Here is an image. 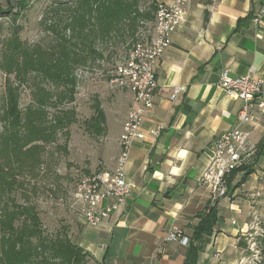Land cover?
Returning a JSON list of instances; mask_svg holds the SVG:
<instances>
[{
	"label": "crops",
	"instance_id": "1",
	"mask_svg": "<svg viewBox=\"0 0 264 264\" xmlns=\"http://www.w3.org/2000/svg\"><path fill=\"white\" fill-rule=\"evenodd\" d=\"M263 6L264 0H188L185 21L155 69L154 105L140 127L144 138L134 140L129 149L125 175L136 190L103 226L87 227L77 218L82 225L79 245L94 261L185 264L187 246L166 237L177 228L189 238L196 215L212 207L218 222L196 264H239L248 257L244 233L253 209L247 197L260 187L264 155L243 184L244 172H237L227 196L213 203L198 180L218 136L239 127L250 133L256 148L264 138V109L257 101L249 111L250 121L239 124L242 101L218 87L224 70L231 78L264 75V16L254 22ZM176 87L183 91L172 100ZM126 115L114 135L115 158ZM162 125L154 138L152 131Z\"/></svg>",
	"mask_w": 264,
	"mask_h": 264
},
{
	"label": "trees",
	"instance_id": "2",
	"mask_svg": "<svg viewBox=\"0 0 264 264\" xmlns=\"http://www.w3.org/2000/svg\"><path fill=\"white\" fill-rule=\"evenodd\" d=\"M32 1L5 0V7L0 5V18L11 22L0 53V71L5 76L0 110V264H104L94 261L79 245L82 225L69 207L73 189L62 206L67 221L62 219L52 233L44 227L43 212L36 202L39 181L47 176L44 155L58 134L68 139V129L76 122L75 109L69 105L75 100L81 78L77 72L84 73L88 66L104 59L96 45L130 40L126 57L115 64L109 80L132 47L150 39L159 0H150L143 10L141 0H54L56 11H62L65 19L44 26L48 43L29 45L20 38L17 20ZM23 86L29 87L31 101L21 109ZM92 109L85 129L101 136L105 133V115L97 97ZM61 149L66 152V146ZM263 149L264 138L253 164L232 173L228 190L237 172H244L239 183L243 184L264 155ZM60 190L59 183L47 189L50 196ZM195 218L198 222L188 238L185 264H196L218 222L214 207ZM260 251L264 264V236Z\"/></svg>",
	"mask_w": 264,
	"mask_h": 264
},
{
	"label": "built area",
	"instance_id": "3",
	"mask_svg": "<svg viewBox=\"0 0 264 264\" xmlns=\"http://www.w3.org/2000/svg\"><path fill=\"white\" fill-rule=\"evenodd\" d=\"M187 2L188 0H159L150 39L134 45L107 82L110 91L129 92L133 106L128 110L122 125L118 140L120 151L114 168L82 177L71 193L69 207L87 227L98 228L107 224L136 190V185L125 175L129 149L134 140L144 138L140 127L144 115L151 111L154 105L158 86L155 69L171 44L172 35L185 21ZM262 16L264 6L254 18V22L258 23ZM218 87L227 95L242 101L243 107L237 115L239 124L250 121L249 111L256 101L257 107L264 109V75L253 77L248 74L231 78L224 70L219 76ZM182 91V87L174 88L171 99L175 100ZM163 127L162 125L154 129L152 136L158 137ZM211 149L212 157L198 184L208 190L213 203L227 196V184L233 172L253 164L257 148L250 140V133L236 127L214 139ZM250 198L253 209L251 222L249 229L244 233L248 257L239 264L262 263L260 240L264 236V177L261 178L260 187L250 194ZM166 241L188 245V237L177 228L168 233Z\"/></svg>",
	"mask_w": 264,
	"mask_h": 264
},
{
	"label": "rangeland",
	"instance_id": "4",
	"mask_svg": "<svg viewBox=\"0 0 264 264\" xmlns=\"http://www.w3.org/2000/svg\"><path fill=\"white\" fill-rule=\"evenodd\" d=\"M190 1L195 3L205 0ZM53 2L54 0L31 2L29 9L17 20L22 41L29 45L49 42V34L44 26L60 22L66 17L62 11H56ZM149 3L150 0H141L140 8L147 9ZM0 5L5 7V0H0ZM10 24L8 18H0V53L4 39L9 35ZM129 41L128 39L126 43H123L116 40L107 46L96 45V49L102 51L104 59L88 66L84 73L77 72L81 78L77 84L75 100L69 105L75 109L76 122L68 129V139L65 140L66 136L60 133L56 142L46 147L44 171L47 176L44 181H39L40 190L36 198L37 205L43 212L44 227L49 233L58 229L62 219L67 221L62 206L81 177L85 176L86 172L91 175L99 171H110L112 163L116 160L114 135L130 108V93L108 90L107 81L115 64L126 57ZM4 81L5 76L0 71V110ZM20 93V107L24 109L31 101L29 87H21ZM95 97L98 98L105 115V133L101 136L91 135L84 125L85 121L93 115L92 105ZM64 146H66V152L61 149ZM259 171L264 177V169ZM57 183L61 186V190L50 196L47 189H53ZM247 199L251 204L252 199L250 197Z\"/></svg>",
	"mask_w": 264,
	"mask_h": 264
}]
</instances>
